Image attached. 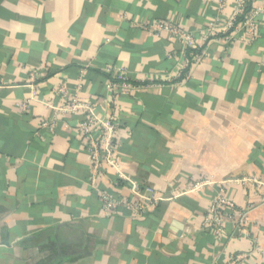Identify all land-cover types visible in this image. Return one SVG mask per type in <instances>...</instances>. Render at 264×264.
<instances>
[{"label": "crops", "instance_id": "obj_1", "mask_svg": "<svg viewBox=\"0 0 264 264\" xmlns=\"http://www.w3.org/2000/svg\"><path fill=\"white\" fill-rule=\"evenodd\" d=\"M248 4L244 42L223 29L234 0H0V264H264V188L231 182H264V0ZM119 70L135 88L114 98ZM92 116L97 138L118 125L120 166L96 179ZM224 181L218 237L203 217ZM102 193L145 210L108 213Z\"/></svg>", "mask_w": 264, "mask_h": 264}, {"label": "built area", "instance_id": "obj_2", "mask_svg": "<svg viewBox=\"0 0 264 264\" xmlns=\"http://www.w3.org/2000/svg\"><path fill=\"white\" fill-rule=\"evenodd\" d=\"M214 1V0H211ZM217 1L219 8L222 10L223 7L229 0H215ZM236 3V10L231 15V17L223 24L224 33L228 34L231 39L235 40L237 33L242 32L241 40L244 42H250L254 40L259 34V26L257 22V15L259 10L250 7L248 2L249 0H234ZM210 27L217 28V21H214L210 24ZM152 28L162 29L168 28L164 23L155 22L152 23ZM184 36L188 39L186 34ZM194 58H198V54H193ZM111 86L113 88L114 98H118L121 94H128L135 88L134 85H131L128 82L126 73L124 70H119L116 73L113 72ZM141 84V83H140ZM144 84V83H142ZM57 90L64 97L66 94V89L63 85L57 87ZM78 107V102L76 98L71 99V110H74ZM115 117L107 118L102 121V125L105 129L104 136L102 139L95 136V128L97 125V119L95 117H87L84 121L78 126L79 131L83 134L85 139V144L87 145V151L89 156V163L93 169V179H96L99 174L102 172L103 165H109L115 168H119L120 159L117 155L116 145L113 142V137L117 130V123L114 121ZM53 125L51 121H45L42 123V126ZM230 181H224L219 183L218 191L215 193L213 199L211 200L207 213L203 217V227L207 230L212 231L218 237L222 234L223 231V221H224V212L226 209L233 210L234 204L233 200L227 197L225 189L223 188L225 184ZM231 182L241 183V184H252L257 185L259 188H264V182L258 180L256 177H238L231 180ZM212 180H206L201 184L197 185L196 188H199L206 184H212ZM132 193L141 200L148 199L152 197L155 198L154 192L151 188L145 187L142 189L135 183H132ZM133 198L126 199H117L112 196L102 193L101 201L103 209L108 213H115L123 205L134 208L135 211H144L145 207L141 200L133 201ZM158 199V198H156ZM237 261H232V264H237Z\"/></svg>", "mask_w": 264, "mask_h": 264}]
</instances>
